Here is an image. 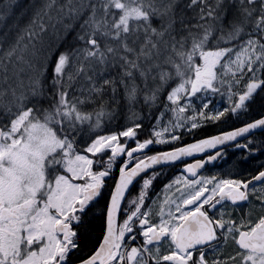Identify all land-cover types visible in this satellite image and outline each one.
<instances>
[{
	"label": "snow or ice",
	"instance_id": "1",
	"mask_svg": "<svg viewBox=\"0 0 264 264\" xmlns=\"http://www.w3.org/2000/svg\"><path fill=\"white\" fill-rule=\"evenodd\" d=\"M257 157L264 0H0V264H264Z\"/></svg>",
	"mask_w": 264,
	"mask_h": 264
},
{
	"label": "flooded vegetation",
	"instance_id": "2",
	"mask_svg": "<svg viewBox=\"0 0 264 264\" xmlns=\"http://www.w3.org/2000/svg\"><path fill=\"white\" fill-rule=\"evenodd\" d=\"M216 100H217V102H222V98L219 97V96L216 97ZM259 135H260V133H257V136H259ZM153 150H160V149L159 148H154ZM195 158L196 159H200V158H202V156L197 155ZM260 159H264V157H257L256 161H250L249 163L250 164H255ZM187 162H191V161L189 160ZM247 166L248 165H245V167H247ZM181 167H182L181 165L177 164V165L173 166L172 168L167 169L166 172H165V176L161 177L160 179L161 180H165L166 178H174L176 175L179 174V170L181 169ZM208 171H215V169H208ZM247 207H248V205L245 204L244 208L246 209Z\"/></svg>",
	"mask_w": 264,
	"mask_h": 264
},
{
	"label": "trees",
	"instance_id": "3",
	"mask_svg": "<svg viewBox=\"0 0 264 264\" xmlns=\"http://www.w3.org/2000/svg\"><path fill=\"white\" fill-rule=\"evenodd\" d=\"M18 2L21 4V5H28L31 3V0H18ZM28 22V17L25 16L23 19L20 20V25L23 26L24 24H26ZM3 24H12L13 23V20L11 19H6L5 21L2 22Z\"/></svg>",
	"mask_w": 264,
	"mask_h": 264
}]
</instances>
